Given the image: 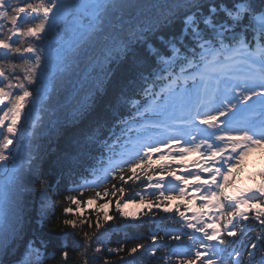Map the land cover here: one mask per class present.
<instances>
[{"label": "snow or ice", "instance_id": "snow-or-ice-1", "mask_svg": "<svg viewBox=\"0 0 264 264\" xmlns=\"http://www.w3.org/2000/svg\"><path fill=\"white\" fill-rule=\"evenodd\" d=\"M125 7L124 0H0V264H6V258L22 242L25 250L19 264H44L50 258L41 252L45 242L40 241L37 247L36 238L26 240L30 215L26 193L34 190L39 177L34 179L33 174L42 159L34 153L33 141L42 122L40 112L46 110L56 80L81 49L96 41L106 42L103 60L96 62L99 73L90 77L84 95L72 106V122L82 127L57 157L56 166L70 172L80 156L99 141L110 122L128 126L129 121L117 115L121 108L130 104L135 117L147 119L141 113L143 108L156 120L141 126L131 149L125 146L114 156L103 175L80 187H101L109 176L124 180L126 170L135 175L137 167L160 152L158 143L169 147L171 154V145L184 140L187 147L180 148L179 153L183 156L196 152L202 157L197 161L204 165L201 172L210 174L204 182L207 188L203 195L205 200H217L214 207L221 212L216 222L222 223L213 227L199 220L193 222L180 213L183 227L193 232L181 229L175 235L166 233L177 241L183 235L189 244L172 250L160 244L166 250L161 257L164 264H173V256L177 264H192L193 260L201 264H264V231L247 245L242 242L239 248L233 247L235 240L228 239L236 237L238 231L241 235L250 231L243 226L250 214L264 225V183L239 195L224 191L230 185L232 169L249 152L264 147V0H180L168 14L155 17L147 28L125 27L122 16L114 20ZM57 21L70 27L73 40L53 55L44 43ZM177 22L179 31H173ZM113 65L123 66L119 79H114ZM157 82L163 85L160 93L154 90ZM181 83L185 87L180 88ZM141 93L150 97L147 106L133 98ZM131 122L139 121L133 118ZM147 128L176 134L153 142L147 137ZM260 175L264 178V172ZM188 178L191 174L176 177L179 184L175 187L181 195L184 189L180 184ZM154 187L160 189L161 183L156 182ZM51 192L53 183L46 178L40 180L39 224L52 225L53 232L57 228L63 232L59 264L69 262V235L79 238L74 244L84 245L79 264H112L105 253L125 250L128 257L148 248L152 249L151 255H156L154 243L147 247L144 243L108 247L110 241L100 231L104 223L113 219L106 212L103 221L98 215L94 226L88 222L89 228L94 227L92 232L83 231L85 222L71 206L63 209L66 218L57 219L51 211L56 206ZM104 195H108L106 188ZM160 196H164L163 191ZM66 199L77 207L81 204L75 196ZM116 207L119 210L121 204L118 202ZM119 214L127 215L122 211ZM150 239L163 241L165 237L153 234ZM120 264H126L123 257Z\"/></svg>", "mask_w": 264, "mask_h": 264}, {"label": "trees", "instance_id": "trees-1", "mask_svg": "<svg viewBox=\"0 0 264 264\" xmlns=\"http://www.w3.org/2000/svg\"><path fill=\"white\" fill-rule=\"evenodd\" d=\"M179 2L180 0H124L126 7L115 14L114 20H119L122 16L125 27L131 25L147 28L152 24L155 17H162L163 15L168 14L170 10H173L172 6ZM224 2L227 3L230 2V0H224ZM257 3H259V0H257ZM64 26V23L57 22L55 28L44 43L46 49L50 50L48 44L55 39L54 30L64 32L62 30ZM179 28L180 24L177 22L173 31H179ZM165 34L167 35V32ZM55 45L56 43L54 46ZM105 47L106 42L96 41L81 49L78 56L72 61L68 70L56 80L54 91L50 94V99L46 102V110L40 112L42 122L36 130L35 139L33 141V151L41 156L42 159L39 161V166L33 174L34 179L37 176L39 177V179L35 180L34 190L26 193L28 212L30 213L27 229L28 236L26 237V240L36 238L37 247L40 246V241L45 242L46 248H41V252L50 258L45 260L44 264H59V253L62 251L61 241L64 237L63 232H61L59 228L53 232L52 225L41 227L39 224V209L42 203V197L39 195V187L40 180L42 179L46 178L53 183V192L49 193V195L52 196L53 202L56 204L51 211L55 213L57 219L62 220L66 218L63 209L71 206L74 210V214L80 216L85 222L83 231L92 232L94 231V227L89 228L87 226L89 221L94 226L98 215L101 221H103L105 212L113 217L112 220H108L104 223L103 227L100 229L110 241V243L107 244L108 247L116 248L121 244L130 247L135 243H144L146 247L152 245L154 242L150 239L151 232L158 230V225L155 224V220L159 221L162 225V220L166 219L163 214L156 211H152L147 217L140 218L139 220L122 218L119 211H116L115 205L118 202L123 204L124 202L130 201V185L127 187L126 185H120L116 187L115 191H111L109 201L111 200L113 205L112 211L95 209L84 210V212L81 213L80 210L84 207L79 208L66 199L68 196L79 197L78 200L81 201V205H84L87 199L94 198L93 194H85L81 197L72 193L71 182L73 179L85 174V168L93 164V159L98 153L102 154L104 151H109V146L114 148V139L122 135L120 130L125 127L119 121L110 122L100 135L99 141L96 142L87 153L80 156L70 172L68 169H61L56 166L55 161L57 157L72 143L82 127L79 122H72V106L78 98H81L84 95L90 77L99 73V65H97L96 62L103 60ZM112 67L116 70L114 79H119L121 72L123 71V66L117 67L116 65H113ZM93 68L96 69L95 72H93ZM82 89L84 91H82ZM141 97L142 93L133 98L141 100ZM134 113L135 110L132 109L129 104L124 108H121L117 115L121 120H128L131 122L134 118ZM57 129H59V131H57ZM119 189H122V191ZM116 190H119V192L115 193L116 195H113ZM67 218H71V216ZM53 223L55 224L56 220H54ZM263 226L264 225H260L258 221H254L250 225L252 228L250 231V240L254 239L257 232H261ZM65 231L69 233L72 232L71 229H66ZM140 237H143L144 239H140ZM67 239L70 254L68 264H79V261L82 259L81 251L84 245L82 242L74 244L73 241L78 240L79 238L73 235H69ZM158 241L159 239L155 244H159ZM93 247H95V245H93ZM24 250L25 243L22 242L18 244L13 253L6 258V264H19L23 259ZM151 251V248H148L147 251L140 250L132 257L126 255V250L119 254L105 253V255L109 256L112 264H120L121 257L124 258L126 264H132V262H134V264H164L162 259L157 262V258L161 254L163 255L164 251L161 253L157 250L156 255L153 258H150L152 256ZM53 254L54 258H51ZM92 264H99V262H92Z\"/></svg>", "mask_w": 264, "mask_h": 264}, {"label": "rangeland", "instance_id": "rangeland-1", "mask_svg": "<svg viewBox=\"0 0 264 264\" xmlns=\"http://www.w3.org/2000/svg\"><path fill=\"white\" fill-rule=\"evenodd\" d=\"M57 22H62V21H57ZM62 30L64 32H60V31L54 30V32H55V40L50 42V44H49L50 50H51L53 55H55L58 51H61V50L65 49L73 40V33H72V31H71V29H70V27L68 25H65L62 28ZM13 39H15V37H13ZM55 43L57 45L54 46ZM53 48H55L54 51H53ZM86 208L90 209L91 208V203H89V205H87V207H84L83 209H81L80 212L83 213ZM121 208L124 210V213L127 214L126 215L127 217L130 216L132 218H136V217H138V214H140V212H143V210L145 209V206H144V204H141L139 202V206L137 208V213L134 212V211H128V208L123 207V206ZM104 210L105 211L109 210V207H106Z\"/></svg>", "mask_w": 264, "mask_h": 264}]
</instances>
